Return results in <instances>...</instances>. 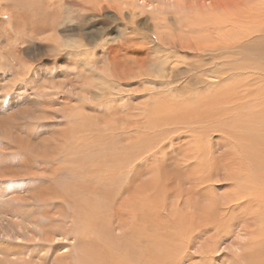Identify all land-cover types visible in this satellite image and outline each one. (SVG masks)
Listing matches in <instances>:
<instances>
[{
    "label": "rangeland",
    "instance_id": "rangeland-1",
    "mask_svg": "<svg viewBox=\"0 0 264 264\" xmlns=\"http://www.w3.org/2000/svg\"><path fill=\"white\" fill-rule=\"evenodd\" d=\"M260 1L0 0V229L6 226L5 217L15 218L10 213L16 201L10 198H69L65 189L73 182L87 184L83 190L75 188L83 196L132 198L123 194L130 183L132 191L143 190L144 198L155 191L148 197L159 198L166 206L161 216L164 239L154 237L159 231L151 234L154 247L160 249L161 242L162 251L153 254L150 263L245 264L248 254L264 251V213L261 210L252 217L253 210L246 205L254 198L252 189H264V180L257 184L249 181L247 178H253L246 174L245 164L237 165V171L234 168L235 179L228 176L227 168L235 156L227 153L229 148L238 154L243 147L254 151L255 145L240 129L241 121L249 117L247 112L264 115L263 56L259 61L253 58L254 63L245 57L241 62L244 71L236 70L229 77L194 71V76L201 75L208 83L184 92L177 90L179 82L156 88L153 81L166 79L151 74L152 66L161 70L165 61L169 77L173 75L171 66L178 72L189 69L197 58L193 51L199 50L195 44L200 40L211 43L218 37L247 38L244 29L257 23L249 21L241 27L231 21L242 13L246 20L257 17L264 4ZM212 2L225 3V12L223 8L220 12L207 8ZM255 65L257 71L250 70ZM205 96L216 100L218 111L229 109L228 113L214 119L211 115H216V109L210 107L211 115L194 116L197 105L207 103ZM159 108L165 109L164 117L157 113ZM234 109L241 110L240 118L232 117ZM217 128L229 129L230 134ZM94 146L112 149L111 162L99 172L89 168L90 162L87 169L75 171L84 155L81 153L93 151ZM88 161L89 157L85 164ZM106 185L111 186L108 193L103 192ZM150 185L156 189L150 191ZM119 188L122 191L116 195ZM228 198L231 203L227 208ZM33 204L44 209L50 202L44 199ZM51 205L47 208L56 215L63 210L62 205L67 206L61 199ZM70 221L56 230L68 233L69 260L78 241L72 238L75 222ZM13 235L0 230L1 243L11 244L19 238L26 242L24 235L17 239ZM60 247L47 264H53L56 254L64 251ZM34 261L40 264L38 258Z\"/></svg>",
    "mask_w": 264,
    "mask_h": 264
},
{
    "label": "bare ground",
    "instance_id": "bare-ground-1",
    "mask_svg": "<svg viewBox=\"0 0 264 264\" xmlns=\"http://www.w3.org/2000/svg\"><path fill=\"white\" fill-rule=\"evenodd\" d=\"M258 1H260V0H258ZM262 2L264 3V0H262ZM260 3H261V1H260ZM207 8H212V9H217V10H219L220 8H223L222 9V11H223L226 8V4L223 2L222 3L212 2V3H210V5L207 6ZM238 10H237V12H238ZM219 12H220V10H219ZM223 12H225V11H223ZM258 13L259 14L257 15V17H254V16L250 17L249 16L248 20H246L247 18L244 16L243 13H242V15H239L237 13L239 15V18L234 17V19L232 18L233 21H231V19H230V21L233 24H236L237 26H241V27L243 26V24L246 25L245 23H247L249 21L253 24L255 22L257 23L256 25L254 24V26L251 28H250V26H248L246 28V30L244 29V33H246L247 38H245V36H243V35H241V36L239 35L240 37H238V38H234V37L231 38L230 37L229 39H225L223 37H218L219 40L217 42H215L216 40L214 42H211V43L202 42L201 40L199 42H197L195 44V49L197 48L199 50L193 51L194 52L193 57H197V58L193 59L192 63L189 64L190 65L189 69H186V67H185L184 69H181L178 72V70L175 71V66H171L172 70H170V71L173 73V75L169 77L164 70V65L166 64V61L161 62V64H163L162 66L159 64L162 67L161 70L155 69L154 66H152L151 74L153 76H154V74L155 75L156 74L157 75H163L164 79H166L165 81L163 80L161 82L153 81L152 84L155 85L156 88L162 89V88H165V87H167V86H169L175 82H179L180 83V84H178L179 87L176 85L177 90L179 92H184V91L190 90L191 88H194L196 86H202L206 82L208 83V80L205 77H202L201 75L217 76L218 78H222L224 76L229 77L230 74H234V72L236 70L244 71V67L241 65L242 64L241 62L246 61V60L242 61V59H245V57H248L249 59L252 58L253 63H254L253 58H257L258 61L260 59H262V56L264 58V42L261 43V41H264V4H263V6H261V9H259ZM226 16H227V14H226ZM216 18L219 19L218 17H216ZM221 19H223V18H220V20ZM245 20H246V22H245ZM212 21H213V19H212ZM222 21L225 22V20H222ZM230 21H228V23H231ZM207 24L209 25V23H207ZM207 24H205V25H207ZM236 25H234V26H236ZM231 28H233V27H231ZM249 29H251V30H249ZM159 37H160V39L162 38V36H159ZM162 40H163V38H162ZM212 41H213V39H212ZM160 44L165 46L164 42H160ZM175 47H176V45H175ZM253 67H255V68H253ZM253 67H252V69H250V68L249 69L252 71H257L258 68H256V67H258V65H255ZM157 68H159V67L157 66ZM194 71L199 72L201 75L194 76ZM257 73H256V75H259ZM259 73H261V72H259ZM189 74H192L194 77H190V78L186 77ZM262 74H264V73H262ZM182 78H186V79H182ZM180 80H182V81L180 82ZM241 83L243 84V82H241ZM241 83H239V84H241ZM244 84H246V83H244ZM234 85H235V83H234ZM259 85H260V83H259ZM246 88H247V85H246ZM231 89H233V88H231ZM232 92H234V91H232ZM257 94H254V96ZM229 96H231V95H229ZM238 96H239V94H238ZM254 96H252V98ZM247 97L249 98V96H247ZM205 98H209L207 103L203 104V105H201L199 103L200 105L198 104L197 108L194 109L195 113H197L194 116H198L199 118H203L204 116H207L206 113L211 115L210 113H213V112L210 109V107H213V109H216V112H214L216 115H214V114L211 115V117H213L214 119L222 118L223 115L228 113L229 109L226 111L222 109L225 106H222V108H219V109H222V111L217 110L218 108H216V107H218V106H216V105H218V104L214 102L215 99L210 98V96H205L204 99ZM254 98H253V100H254ZM200 99H201V97H200ZM245 99H247V98H245ZM255 100H257V99H255ZM224 101H227V98L224 99ZM260 101H262V100H260ZM244 103L246 104V102H244ZM247 104H248V102H247ZM257 104H259V102ZM260 104H261V102H260ZM262 105L263 104H261L260 107H262ZM238 106H240V105H238ZM253 106H254V104H253ZM262 109H264V108H262ZM163 110H164V112H166L165 109H163V108L157 112V113L160 112L162 114L161 117H164L163 116V114H164ZM234 110L236 111V114H234V116H232V117H234V119L240 118L242 116V114H241L242 112L239 114V112L241 110H239V109H234ZM262 112H263V110H262ZM247 113H249V117L248 118L246 117L243 121H241L242 123L239 121L241 123V129L240 130L243 131L244 133L248 134V137L251 139V141L255 145L253 147L254 151L253 152L246 151L245 148L243 147V148H239L241 153L238 154V153H235L236 150H233V149L230 150L231 148H229L228 151H230V152H227V153L232 154L233 156L235 155V156L232 157L233 160L230 161V164H228L231 167V168L227 167L228 168V176L232 177V175H234V168L236 171L238 170L237 165L245 164V165H247V168H248V169H246V174L251 175V177L253 178V179H251V178H247V179L249 181H252V182L256 181V184H257V182L264 180V115H263L264 112L261 113L263 116H260V117H259V115L256 116V115L251 114L252 112H247ZM232 117L230 119H232ZM210 119H212V118H210ZM229 123H231V122H229ZM227 124H228V122H227ZM232 126H233V124H232ZM235 126L237 127V125H235ZM218 129L219 128H217L216 130H218ZM229 129H231L230 126H229ZM229 129H227L226 131H223V130H218V131H221L224 134L229 135L230 134V132L228 133ZM231 131H232V129H231ZM239 138H241V137H238V139ZM232 139H234V138H232ZM241 141L242 140H240L239 145L242 144ZM104 146H107V144H105ZM240 147H241V145H240ZM257 147H258V149H256ZM81 154H84V155L83 156L81 155L82 157L78 160L79 163L76 164L77 166H76V169H74L75 171H82L84 169H87L89 166V168H91L92 171L99 172V171H102L106 167V162H108V161L111 162V159H112L111 158L112 149H109V148H96L94 146L93 151L90 150L87 152H83ZM86 154H89V155H86ZM85 157H87V159L89 157V161L86 164H85V161L87 159ZM241 158H244V161H242ZM213 160H214V158H213ZM83 162H84V164H83ZM89 162H90V164H88ZM132 162H133V160L130 163L132 164ZM87 164H88V166H87ZM202 165L203 164H201V166ZM226 166H227V164H226ZM116 171L118 172V170H116ZM131 173H135V170H133ZM241 174H243V173L241 172ZM131 176H129V178H131ZM235 176H236V174H235ZM235 176L232 177V179H235ZM115 177H119V176H115ZM125 179H126V177H125ZM100 181H101V179H99L97 182H100ZM230 181H231V179H230ZM122 182H124V181H122ZM132 183H134V182H132ZM86 185L87 184H84L82 182L81 183H78V182L77 183L76 182L70 183V185H68L67 188L65 189V191H66L65 195L69 198H34L35 197L34 195H33L34 196L33 198H31V197L30 198H10V200L14 199L16 201L14 204L15 210H14V212L10 213V216L15 217V218L10 219L9 217H5L7 220L6 226H2L0 230L12 232V235L14 234L13 235L14 239L19 238L20 235H22V236L24 235L25 237H23L22 240H26V242L25 243L20 242V238H19V241L13 240L15 242H12L11 244L6 245V244L1 243V240H2L1 239L0 240V253H2V257H0V264H22L23 262L25 264H37V262L34 261V260H36V258H38L40 260V264H47L46 262L49 261V257H51V255L54 254V252L58 250L57 249L58 246L59 247L61 246L60 248H65V249L62 253L56 254L57 256L54 255L55 259H52L53 264H152L150 262H151V258L153 256V254H155V255H156V253L160 254L162 251L160 249L163 247V245L161 242H159L158 247H160V249L157 247H154V243H156V242L153 240V236L151 234H154V232L159 231V233H157V235H154V237L159 241L162 240V237L164 239V236L161 235V233H162L161 231L163 229H165L164 224H163L164 220L162 219L161 216H162V210L165 209V207H166L163 204L162 200H160L159 198H150L151 196L148 197L149 195H151L155 191H152V193H149V195L145 194V195H147L146 196L147 198L146 197L144 198V196L141 197L143 190H139L136 187L138 185H136L135 187L139 191H137V190L132 191L130 183H127V187H126V189H124L123 194L127 193L128 195H131L132 198H130V197L129 198H122V197L121 198H92L86 194H84V196L81 195L79 193V190L75 189V188H79V189L83 190V187ZM151 185L148 186V188L152 187ZM262 185H264V182L262 183ZM246 187L248 189L247 185H246ZM104 188L105 189H103V192L108 193L111 189V186L108 188V185H106V186H104ZM151 189L155 190L156 187L155 188H149L150 191H151ZM149 190H147V191L149 192ZM263 190H261V189L259 190L256 187L250 191V193H253L254 198L251 197L252 200L248 201L249 203H246V205L253 210L252 217H256L257 214L261 210L264 213V203L262 202L264 200V191ZM72 191H73V193H70ZM121 191H122V188H119L118 190L115 191V194L117 195ZM136 191H137V193H136ZM131 192L136 193V195L134 193L132 195ZM143 194H144V192H143ZM138 195H140V196H138ZM152 197H153V195H152ZM44 199H45V201L47 200L48 202H50L49 206H46L44 209H41L40 207H34L33 203H37V201L42 202ZM57 199H61V200L65 201L67 204V206H65V205L61 206L63 208V210L59 212V215H56V211L52 212V209L47 208V207H52V205H51L52 201L57 200ZM230 200L231 199L228 198L227 202H225L224 207H226V206H227V208L229 207L228 204L231 203ZM209 201H211V199ZM155 205H156V207H155ZM201 206L203 207L204 205H201ZM218 208H220V207H218ZM233 208H234V206H233ZM151 212H153V214H151ZM220 214H223V213H219V215ZM253 214L256 216H253ZM252 217H250V219ZM42 218H47L48 222L43 223ZM241 218H243V216H241ZM67 219H70L71 220L70 222H73V221L75 222V228H74V231L71 232V234H73L72 238L78 239V241L74 244L75 245V252L72 256L70 255V260L68 259V256H69L71 249H70V247H67V245H66V241L68 240V235H67L68 233L66 231L61 232V233L56 231L59 228V226H62V224L67 221ZM254 219H256V218H254ZM262 220H263V218H262ZM167 222H168V219H167ZM174 222H175V220H174ZM201 222H203V221H201ZM256 222L258 224V221H256ZM190 224H192V223H190ZM259 224H261V223H259ZM211 225H213V223ZM67 227H70V226H67ZM171 227H169V228H171ZM230 228H231V226H230ZM205 229H207V228H205ZM261 229H262V227H261ZM247 231H249V230H247ZM189 232H191V231H189ZM175 233H177V232H175ZM263 233L264 232L262 231V236L264 237ZM190 234H192V233H190ZM5 236H7V235H5ZM171 237H173V236L171 235ZM57 239H59V240H57ZM8 241H12V240L8 239ZM6 242H7V240H6ZM74 242H75V240H74ZM209 242H212V241L209 240ZM263 242H260V243H263ZM13 243H16V244H13ZM257 243H259V242H257ZM170 246H171V244H170ZM208 246L210 247V245H208ZM262 246H260V247L262 248ZM153 247L156 249H159V250L157 251L156 249H154L151 251V249ZM164 248H165V246H164ZM206 248H207V246H206ZM172 250H170V251H172ZM204 250H206V249L204 248ZM256 250H257V248H256ZM165 252H167V251H165ZM11 254H14V256L17 255L18 257H12ZM174 256H176V255H174ZM157 259H159V258H157ZM174 261H175V259H174ZM158 263H159V261H158ZM170 264H171V262H170ZM245 264H264V251L263 250H262V252L253 251V252H251L250 255L248 254V263L246 262Z\"/></svg>",
    "mask_w": 264,
    "mask_h": 264
}]
</instances>
